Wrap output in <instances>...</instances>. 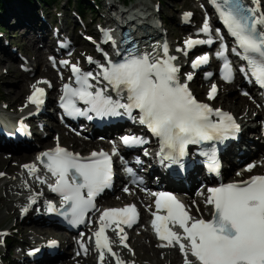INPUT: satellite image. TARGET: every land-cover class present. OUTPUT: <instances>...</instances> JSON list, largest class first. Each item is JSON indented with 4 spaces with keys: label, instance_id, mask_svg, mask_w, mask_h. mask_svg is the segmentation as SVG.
I'll list each match as a JSON object with an SVG mask.
<instances>
[{
    "label": "snow or ice",
    "instance_id": "obj_1",
    "mask_svg": "<svg viewBox=\"0 0 264 264\" xmlns=\"http://www.w3.org/2000/svg\"><path fill=\"white\" fill-rule=\"evenodd\" d=\"M213 3L217 4L222 22L240 50L234 48L233 52L246 61L247 72L264 88V14L255 15L256 10L246 8L238 0H213ZM202 31L209 32L207 21ZM200 43L204 41L188 40L186 46L191 48ZM174 59L168 55L165 45L163 57L130 51L121 61L102 67L103 80L111 86L116 99L105 95L107 89L91 91L93 86L88 81L95 77L91 73L81 76V70L73 66L72 72L76 74L80 87L73 89L65 86L63 107L70 115L86 114L76 107V101L88 105V111L97 115H117L118 110L123 109L131 116L133 110H138L139 123L159 138L162 160L179 163V157L185 155L189 144L226 138L230 132L238 131V126L231 115L213 110L194 98L188 85L179 82V68L172 63ZM207 61V56L201 57L193 62V68ZM89 62H92L91 59ZM62 63L67 64V61ZM230 75V67L225 63L223 78L228 80ZM187 79L191 80L192 76L188 75ZM33 88L32 95L28 97L29 103L39 105L43 89ZM216 91L213 85L208 98L213 99ZM212 116L218 117V122H213ZM144 142L135 137H123L125 145ZM43 156L47 158L45 167L55 177V184L49 186L50 190L63 198L75 222L82 223L85 214L95 207V196L110 185L111 157L101 151L93 152L82 160L78 154L59 146ZM209 158L215 170L214 154ZM26 167L30 173L37 171L35 165ZM251 168L249 166L248 171ZM208 193L206 204L212 206L213 212L212 218L207 221L191 217L185 206L171 194H152L157 197L152 228L158 239L167 241L160 246L178 245L184 264H264V175L252 176L241 183L209 188ZM161 211L167 215H160ZM137 219L134 205L109 209L100 216V228L94 235L101 261L105 250L115 256L106 229L115 224L123 232L121 225L131 227ZM169 225L181 229L182 234L173 231ZM126 239V236H120L122 243ZM124 246L127 247L126 244ZM189 255L194 261L189 260ZM116 264H122V261L117 258Z\"/></svg>",
    "mask_w": 264,
    "mask_h": 264
},
{
    "label": "bare ground",
    "instance_id": "obj_2",
    "mask_svg": "<svg viewBox=\"0 0 264 264\" xmlns=\"http://www.w3.org/2000/svg\"><path fill=\"white\" fill-rule=\"evenodd\" d=\"M102 1V0H101ZM190 2L193 4V0H190ZM139 5H136L134 8L127 9L126 6H122L121 4L117 3L115 5H112L109 3V1H106L103 5V9L106 15H108L110 18H113L114 20H119V19H125L123 17H126L129 22H132L134 24H137V28H141L143 26H148L147 22L149 24L153 23L151 26L152 30H155L157 32V24L155 22V15L156 13L154 11H151V9L148 11L149 8H146V10L142 8H138ZM19 9H22L21 6L17 5ZM14 9V8H13ZM12 9L8 10L4 16H5V21L7 23V20L9 19V16L11 15ZM36 15V13H34ZM16 20H8L9 25H12L15 29L19 31L20 34L24 35V38L26 37V40L29 41L30 44V50L27 51V53L34 58V60H37V63H42L44 65V70L41 74L38 75L36 78H21L20 81V89L17 91H10L7 96L5 97L6 100H9L8 105H1L0 104V128H2L6 133H10L15 129V123L18 121H22L23 123H28L33 129L32 131V141L31 142H20L17 144H14L13 141L6 139L4 135L0 134V180L6 175H14L13 181H16L17 183L14 184V190H17L19 193L21 191H34L38 192L39 190L43 191V198L37 199L36 197H33V195L25 196L23 197L22 203L26 201L28 205H25L22 213L20 212V215L16 217V221L13 224L12 230L14 229V232L16 234H23L25 235L27 232H30L33 234L31 237L28 235L25 236V238L22 240V243L28 239L32 240L34 239V235H51L52 238H56L60 242V250L61 253L56 257V258H45L41 260L40 262L36 264H90L91 262L85 259H88L85 256L83 257H78V258H73L72 256H67L68 251L67 248L71 247L72 244L69 239H64V237H61L63 233L59 231H55L52 228H43L44 224H46V214H47V208L45 205V199L47 198L46 196L48 195L47 189L49 191L50 187L47 185V181L45 179L41 178H47L48 177L42 172L43 166L37 162L36 157L38 158L39 161V154L42 153L44 148H41L42 145L39 142L38 144L33 142V139L36 138L38 139V136L35 134L39 133L38 130L40 129V115L36 117H29V115H32L35 113L36 109H39V105H30L28 97H30L34 91L33 86L40 88V89H45L47 83L38 81L42 76L46 77L47 80L50 81L51 86L56 84L54 73L51 70V67L49 64L44 62L42 59L46 57L44 51H40L39 48L42 47H50L51 43L58 38L62 37L67 39L72 46H75L78 42H80L79 39L76 38V34H74V29L73 26H68L64 23V18L61 17V15H56L55 14V20L53 22L47 23L44 20L41 21H36V17H27L20 12H18V15H14ZM72 22L74 25L78 24L79 19L77 14H73L72 17ZM154 20V22H153ZM127 22H120V25L123 24H128ZM202 23V21H201ZM66 25V26H65ZM79 28H77L78 32L84 31V28L82 25H77ZM83 30H81V29ZM98 31V36L99 40L97 38V33L95 32V29L93 30V35L92 38L94 40H98L96 43L98 44V48L96 49L95 46L93 48H82L81 53L79 55L78 52H76L77 60L73 63L74 66H79L80 70L88 69L93 72L96 71V69L93 66L86 67L84 64H81V59L85 56H95L94 61L96 64H101L102 62V57L100 56V52H103L106 48V43H105V38L109 36L110 32L112 31L110 26L107 25L105 22L102 24H99L97 27ZM183 30L191 32L189 28L188 23H184L183 25ZM87 31V30H86ZM161 35V38H157L156 43H159L156 48H154L151 45V50H152V55L158 54L157 49H159V46L162 41L165 42V36L163 34ZM188 34H181L178 35L177 40H181L182 38L186 37ZM199 36L200 38H206L205 35H203L202 30L199 33V35H194V37ZM10 36L4 37L1 46L4 49V55L0 59V69H1V61L4 59H8L11 62L17 61V55L18 52L14 50V48H10L11 46V41H10ZM166 44V43H165ZM167 45V44H166ZM168 46V45H167ZM161 47V46H160ZM187 46L185 45V48ZM195 45L191 48H188L189 53L194 52ZM77 49V48H75ZM90 49V50H89ZM82 55V57H81ZM180 57H182L180 55ZM70 64V63H69ZM236 68H234V71ZM237 72V71H236ZM28 72H26L27 74ZM238 74V73H237ZM197 76V74L195 75ZM4 78L2 75H0V81ZM205 82V81H204ZM50 86V87H51ZM197 93L203 95V98L206 99V91L208 89L211 90V86L209 84H205L202 86H197ZM201 87V88H200ZM241 87V86H240ZM195 88V86H193ZM209 90V91H210ZM54 95V90L51 88L45 95H43V108H44V115L49 116V112L55 108L53 100L49 97V93H52ZM4 98V95H3ZM226 100V99H225ZM214 101V100H213ZM26 102L25 105L22 103ZM226 102V105L228 108L232 110L236 114L235 118L237 120V123L240 125L242 129V139H240V142L236 144V146H232L229 148L228 151H226L223 155L222 158L224 160V165L226 166V172L229 173L230 170L235 166L236 163L244 162L247 161L250 157H253L258 151L264 150V140L263 138L260 137V135L255 134V129H253L251 126L253 123L251 122L252 116H250V111L252 110V104L245 101V99L241 98L238 101L234 100V98L229 99L224 101ZM21 106V109H18V106ZM17 106V107H16ZM12 107V108H11ZM16 107V109H15ZM17 110V111H16ZM55 132L57 135L56 142L55 144L50 141L47 142L46 144H49L47 147L53 145L51 148L52 150L59 146V144H64L66 142L68 144V150L75 151L77 154H80L82 157H87L91 155L93 152H100V149H105L104 145L101 143H98L92 139H77L75 138L72 134H67L66 136H61L62 135V128L61 124L59 122H55ZM116 131V129H114ZM34 132V133H33ZM35 149L31 153H26L29 150ZM20 151L24 152L22 154H17ZM135 155H143V151H134L132 152ZM131 153V154H132ZM145 160L151 165L154 161L150 156H145ZM256 158L252 159L250 162L245 163L238 171V174L234 176V181L242 182L246 178H248L250 175H256V174H261L260 172H255L260 170L257 166L251 171H245V169L248 167L249 164L255 163ZM258 161L257 163H259ZM264 163V160L260 163L262 165ZM130 164L131 161H130ZM28 165H35L37 171L34 173H30L29 169L25 166ZM41 165V167H40ZM27 171L24 173L23 171ZM161 172L166 173V170H164V165L161 166ZM140 174L145 178V185L149 186L152 184V179L148 174V167H144L140 170ZM250 174V175H249ZM28 175L30 177H28ZM28 177V178H26ZM24 179L25 181L19 183V180ZM183 179H180L182 181ZM190 180L188 176L186 178V182L190 186ZM228 181V179H226ZM40 181H44L41 183ZM40 182V183H39ZM226 182V181H224ZM11 181L6 182L4 184V189L5 191L8 188V184H10ZM45 186H44V185ZM174 184H169L167 188L172 187ZM14 190L12 191V195H9V191L6 192L4 197L0 198V207L5 208V212L8 215H16V212L19 208V205H16V203L13 201L12 196H17L14 193ZM206 189H204L205 191ZM28 195V193H25ZM110 194V193H109ZM208 195H198L196 198H192L190 201H186L185 204L188 208V210L191 213V217L196 218V219H208L209 214L211 212V206L206 204V198ZM10 199L7 206L5 202L7 199ZM116 198V197H115ZM32 199H35L34 202L31 201ZM109 199V198H108ZM20 201V198L17 199ZM110 201H113L114 203L118 204H124L133 201V198L131 195L129 196H124V195H119L118 199H109L108 201H103L100 203L101 205H105V203H109ZM141 210H143L141 208ZM209 213V214H207ZM95 215L93 217V224L91 226V229L94 228L95 224L98 223V219ZM151 219V217L149 218ZM21 223H31L30 226L28 227H21ZM145 233L140 232L137 238H130L127 233L120 232L119 231V239L116 241L117 245V250L118 253L116 252L115 256L111 258L112 264H115V259L118 258L120 261H122L121 256L124 255L126 256L127 254L125 253L126 247L124 246L125 244L129 246L136 254H140V252H143V255L139 256L137 258V261L140 262V259H145V260H153V264H176L178 262L179 258V252L177 248L175 247H169V248H162L158 242L155 241L151 231L149 230V221L145 222ZM124 235L127 237L126 240L122 242L120 240V236ZM2 236V235H1ZM145 236V240L147 239L149 241L148 245H145L140 242L139 238H142ZM37 243H40V239H35L31 241L30 246H36ZM15 246L16 244L12 243L11 244ZM89 247L88 252L92 253V250L90 248V245H87ZM18 247L20 248L21 255L25 252L26 247L18 244ZM164 250H167L168 253L162 254L160 256V253ZM18 256V254L15 256V258L23 262L24 264L31 263L30 257L28 255H22ZM82 256V255H80ZM96 258V257H95ZM55 260H60L59 263H53ZM184 260V259H183ZM181 263L183 261H180ZM0 264L1 260H0ZM123 264V262H122ZM132 264H135L133 262Z\"/></svg>",
    "mask_w": 264,
    "mask_h": 264
},
{
    "label": "rangeland",
    "instance_id": "obj_3",
    "mask_svg": "<svg viewBox=\"0 0 264 264\" xmlns=\"http://www.w3.org/2000/svg\"><path fill=\"white\" fill-rule=\"evenodd\" d=\"M106 1H109V3H111L112 5L119 3L122 6H126L127 9H130L132 7L134 8L136 5H139L138 8H142L144 10H146V8H149L148 11L151 9V11L156 12L157 15L155 17V21L157 23L158 30L161 32V34L165 35L167 42L169 44H172L173 52L175 53L174 57L177 59L179 65L183 68L188 67L187 61L189 60V57L187 55L188 49L185 48L186 42L188 40H192L194 38V32L195 33L197 31L199 32L202 26L204 25L203 23L204 21L202 23L200 22V20H202V14L200 13L201 12V2L199 0H193L194 2L193 4L190 2V0H127V3L126 2L122 3V0L119 2L117 0L116 1L115 0H102L101 1L102 5L98 8L97 13H94L91 10H88L85 14L86 18L84 20L80 19V21L76 25H74L71 20L73 17V11L69 10V9H73V7L71 8L68 7L67 0H56L55 5L46 6V7H43V6L37 7V5L36 6L33 5L31 8L19 9L18 7H16V5H13L11 7L12 11H11V15L9 16L8 20H11V19L16 20L14 15H18V12H20V14L27 16V17L35 16L36 21L44 20L47 23L53 22L55 20V14L61 15V17L65 19L64 23L66 25L73 26L74 34H76V38L79 39L80 42H78L75 46H72L67 39L60 37L51 43V47L53 48V45L57 42L69 43L71 54H69L68 59L70 61L71 60L76 61L77 56L76 54H74V51L78 52L80 55L82 48H88V47L93 48L95 46V43L99 40L98 31L96 27L99 24L104 23V18L108 16L105 14L104 9H103V5ZM261 1L264 4V0H261ZM5 13L4 12L0 13V28H1V31H0V59L5 53L4 49L1 46V42L4 37H7V36L11 37L10 38V41H11L10 48H14V50L18 52L17 61L8 62L6 61L7 59H4L3 61H1L2 66L0 69V75H2L4 78H2V80L0 81V104L6 106L8 105L9 100H6L5 97L10 91H17L18 89H20L21 78L23 77L26 79V78L38 77V75L43 72L44 65L42 63H37L38 61L34 60V58L31 57L27 53V51L30 50L29 41L26 40V37L24 38L23 34L19 33L17 28L15 29L12 25H9L8 20L6 23L5 16H4ZM34 13H36V15ZM160 17L165 18L164 19L165 24H162V22L159 20ZM185 22L189 24V28L191 32L183 30L182 27ZM77 25H80V26L82 25L85 31L78 32L77 28H79V26ZM94 29H95V32L97 33V38H98L97 41L92 38L93 33L91 32H93ZM181 34H188V35L178 41L177 37L178 35H181ZM156 45L157 43H154L153 47H156ZM39 50L44 51L43 48H39ZM43 54L46 55L45 51ZM180 55L182 56V58H178V56ZM90 58H95V56H90ZM87 59H89V57H87ZM42 60L48 63L47 57H44ZM84 61H85V58L83 57L81 59V63H83ZM22 67L25 68L24 71L21 70ZM26 72L28 73L26 74ZM46 80H47L46 77L42 76V78H40L36 82L38 81L46 82ZM206 83L210 84L211 82H206ZM189 84L192 87L195 86V90L197 93L198 92L197 86H202L204 83L201 84L200 79L195 78L192 81H189ZM197 94L199 98L205 100L203 98L202 93L201 94L197 93ZM207 94H209V90L206 91V97H207ZM3 95H4V98H3ZM49 97L51 98L52 96L49 94ZM232 98H234V100L236 101L243 98L245 99V101L249 102V100L236 89V86H227L225 88H220L217 97L213 101V106L215 108L220 107L221 109L227 110L236 116L237 112L236 114L232 112V110L227 107L226 102H224ZM22 104L25 105L26 102H23ZM251 107H252V110L249 113H250V116H252L251 122L254 125L255 122L253 121V117L257 115L255 119L258 118L259 113L256 112V109L254 106H251ZM18 109H21V106H18ZM40 118H41V121L39 123L41 127L38 130L39 133L35 134L36 136H38V139L34 138L33 142L36 144L41 142L40 143L42 145L41 148H44L42 152L51 151V148L53 147V145L47 147L49 144H46V143L52 141L55 144L56 138H57V135L55 132L56 124L54 122L49 121L46 116L40 115ZM242 134H241V137H242ZM66 135L67 133L64 130H62L61 136H66ZM59 146L68 147V144L64 142V144L61 143L59 144ZM34 150L35 149L29 150L26 153H31ZM22 153L24 152L20 151L17 154H22ZM255 158L257 159L259 158V155L257 153L253 157H250L247 161L238 163L235 166V169L238 166H243L245 163L250 162L252 159H255ZM258 168L260 170L257 169V171L255 172H260V173L264 172L263 166H260ZM237 171L238 170H235L233 175H235ZM23 172L26 173L27 171L25 170ZM1 175L2 174H0V176ZM28 177L30 176L28 175ZM225 178H226V175L225 173H223V179ZM13 179H14V175H6L2 178V180H0V198L4 197L6 192L8 191H9V195H12V191L14 190V184L17 183L16 181H13ZM9 181H11V183L7 185L8 188L5 191L4 184ZM23 181L25 180L21 179L19 180V183ZM201 192H202L201 195L203 196L207 195V193L206 192L204 193L203 190H201ZM14 193L17 196H12L13 201L16 203V205H19L16 215H11V214L8 215L5 212V208L0 207V260L2 264H24L18 259V256L21 255V251H20V248L18 247V244L26 247L25 250L30 249L32 251V248L30 247L32 240L40 239V241H42L43 239L47 238V236H50V235H45V236L44 235H38V236L34 235L33 236L34 239L32 240L26 239L22 243V240L25 238L26 235H28L29 237L33 235L30 232H27L25 235L16 234L14 232V229L12 230L13 224L16 221V217L20 215V212L22 213V211L26 209L24 208L25 205H28L26 201L22 203L23 197L33 195V197L37 196V199H40V198H43V191L42 190H39L38 192L21 191L19 193L17 190H14ZM25 193H28V195H26ZM115 195L116 194L114 193L110 194L107 198L114 199ZM19 198H20V201L17 200ZM9 200L10 199L8 198L7 201L5 202L7 206H9L8 204H10ZM34 200L35 199H32L31 201H34ZM30 225L31 223H21V227H28ZM43 228H48V227L44 225ZM88 228H90V226H88ZM140 232L145 233L144 225H142L141 222L139 223L138 226L132 228L131 230L125 231V233H127V235H129L130 238H137ZM61 237H65V235H61ZM53 239H54V236H53ZM139 240L141 243L145 245L149 244V241L147 239L145 240V236H143L142 238H139ZM55 241H57L60 245V242L56 240V238H55ZM12 243L16 245L11 247ZM67 251H68L67 256H72L73 254V258H77L76 255H74V252H75L74 245L67 248ZM125 253L127 254L126 256L124 255L121 256L123 264H132L133 262H135V264H153L154 263L153 260L149 261L145 259H140V262L137 261V258L143 255V252H140V254H136V252H134L131 248H129L128 245L126 247ZM166 253H168V251L164 250L160 253V256ZM17 254L18 256L17 258H15ZM84 256L85 258L86 257L88 258V259H85L84 261L88 260L91 262L90 264H93L94 259L89 253L88 254L85 253ZM183 259L184 258L181 255H179L178 262L176 264H184ZM180 261H183V262L181 263ZM59 262L60 260L53 261V263H59ZM105 264H112V262L111 260H109Z\"/></svg>",
    "mask_w": 264,
    "mask_h": 264
},
{
    "label": "trees",
    "instance_id": "obj_4",
    "mask_svg": "<svg viewBox=\"0 0 264 264\" xmlns=\"http://www.w3.org/2000/svg\"><path fill=\"white\" fill-rule=\"evenodd\" d=\"M127 3V0H124ZM69 9L73 11V14L84 20L86 18V12L91 10L97 13L98 8L102 5L101 0H67ZM56 4V0H0V13H5L10 10L13 5H19L22 9L31 8L33 5L37 7L43 6H53ZM164 17H161L163 23H165ZM1 31V28H0Z\"/></svg>",
    "mask_w": 264,
    "mask_h": 264
}]
</instances>
